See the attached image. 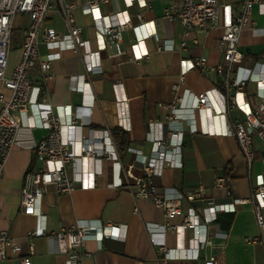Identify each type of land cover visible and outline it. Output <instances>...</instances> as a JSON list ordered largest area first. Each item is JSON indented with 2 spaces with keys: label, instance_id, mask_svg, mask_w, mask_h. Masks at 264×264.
I'll return each instance as SVG.
<instances>
[{
  "label": "crops",
  "instance_id": "crops-1",
  "mask_svg": "<svg viewBox=\"0 0 264 264\" xmlns=\"http://www.w3.org/2000/svg\"><path fill=\"white\" fill-rule=\"evenodd\" d=\"M145 1L143 6L136 0H104L98 3L101 14L110 21L128 20L131 25L122 31L121 53H116L106 44L101 33L103 20L94 21L84 0H77L72 15L82 28V38L89 41L90 50L98 53L100 66L89 71L81 55L65 50L52 62L47 76H41L37 64L29 71L33 82L46 87L54 111L66 105L72 110L80 107L77 122L89 120L88 126H71L68 129L71 145L78 137H87L89 129L111 131L121 128L128 133L126 150L120 152L117 149L122 184H113L117 177L110 160L102 157L95 165L92 161L78 162L75 172L94 167L99 169L93 178L94 185L76 187L70 193H58L48 185L37 205L43 235H29L37 225V218L21 211L20 189L25 172L40 166L32 145L43 139L47 130L30 126L33 120L22 116L17 142L11 147L0 173V229L7 231L18 250L14 251L11 243H7L6 257L0 264H20L22 257H29L31 264H65V256L57 252L53 233L78 221L90 227L110 221L120 227L121 234L119 237L106 236L100 241L90 235L85 242L90 256L83 260V264H163V254L153 244L151 236L156 241H163L167 248L193 247L189 229L162 231L159 226L168 221L163 211L155 208L149 199L133 197L127 186L134 185L136 178L141 176V159H157L158 153L146 136L158 135L178 125V122L164 124L170 113L166 106L174 102L175 95H181L185 89L195 94L208 92L211 106L220 110L223 78L214 72L205 74L199 68L188 69L181 75V61L205 57L208 64H217L221 55L215 49V42L222 30L208 34L192 30L184 35L181 24L164 15L165 9L179 7L180 0ZM252 19L262 32L255 34L245 28L240 33L237 47L243 54L241 65L245 68H251L256 62L264 64V14L255 8ZM142 21L151 23L156 38H144L133 46L134 27ZM46 24L59 34L66 32L56 9L48 13ZM182 41L186 43L185 48H181ZM163 46L167 48L163 49ZM39 52L41 55L47 53L44 44L39 45ZM140 53L143 56L136 58ZM78 77H84L88 82L87 90H76ZM174 85H177L176 91H173ZM244 90L250 105L254 106L257 102L254 83L248 82ZM29 111L33 112L34 108L30 107ZM184 115L188 117L185 112ZM226 116L229 120L241 116V112L232 108ZM63 120L67 121V118ZM160 122L163 126L158 124ZM180 124L184 131L180 146L181 165H163L161 173L151 177L150 186L169 195L201 187L203 195L195 201L182 198V215L169 222L180 224L182 217L190 211L205 221L208 205H224L233 199L249 200L255 179L259 175L264 177L261 156L264 141L253 138V158L248 165L235 137L198 131L191 133L184 120ZM68 170L73 176V169L69 167ZM219 176L226 179L224 187L215 186V179ZM90 178L85 174L84 181L87 183ZM148 223L153 235L146 229ZM259 234L251 203L236 204L231 210L216 212V219L208 224L209 242L199 247L196 259H176L165 264H204L212 257H218L221 264H264V246L244 241L245 237Z\"/></svg>",
  "mask_w": 264,
  "mask_h": 264
},
{
  "label": "built area",
  "instance_id": "built-area-1",
  "mask_svg": "<svg viewBox=\"0 0 264 264\" xmlns=\"http://www.w3.org/2000/svg\"><path fill=\"white\" fill-rule=\"evenodd\" d=\"M100 1L104 0H84L92 19L94 21L103 20L101 33L106 44L116 53H121L122 31L131 25L128 20L112 22L103 16L98 7ZM136 1L141 6L146 5L145 0ZM126 2H131V0H126ZM76 5L77 0H0V103L2 105L0 108V173L11 147L17 142L22 116L33 120L30 126H39L47 130L46 136L32 145L35 158L40 166L30 168L25 172L20 189L21 211L37 218L36 227L29 232L31 236L43 235L40 225L41 215L37 212V205L48 185H52L58 193H70L76 187L86 188L94 185L93 178L99 169L94 167L75 172L78 162L92 161L95 165L104 157L112 162V169L117 177L113 184L117 186L122 184L119 178L121 170L119 154L111 132L108 129L98 131L89 129L87 137H78L71 145L67 136L68 129L71 126L77 128L88 126L89 120L80 119L77 122L79 118L77 111L80 107L72 110L66 105L59 107V111H54L49 102L46 87L33 82L30 76L29 71L35 64L41 76H47L52 62L60 56L61 51L65 50L81 55L89 71L100 66L98 53L90 50L89 41L81 36L82 28L75 23L72 10ZM255 8L260 14H264V0L234 2L180 0L179 7L167 8L164 11L166 17L176 19L181 24L184 35L192 30L204 34L217 29L222 30L215 42V49L221 55L220 61L215 65H210L205 57L195 60L183 59L181 75L192 68H199L205 74L214 72L223 78L224 93L220 110L211 106L208 92L195 94L185 89L181 95H175L174 102L166 106L170 113L166 116L164 124L178 122V125L167 128L158 135L148 134L146 136L152 141L153 149L158 153L157 159H141V176L136 178L134 185L127 186L133 197L149 199L155 208L163 211L168 221L159 226L162 231L167 229H189L191 231L192 248H167L163 241H156L151 236V241L163 254V264L176 259H196L199 247L209 242L208 224L216 219V212L231 210L236 204L247 201L252 205L260 234L245 237L244 241L261 243L264 246V235L262 234L264 232V177L262 175L255 179L249 200L233 199L224 205H208L206 207L208 217L205 221L198 214L190 211L182 217L180 224H172L169 220L182 215L181 199L185 198L188 201L201 199L203 189L199 187L185 193L169 195L160 193L150 186L151 177L159 175L163 165L169 167L181 165L180 146L183 143L184 131L180 123L183 120L187 123L188 131L191 133L198 131L203 134L235 137L240 151L250 165L253 158V138L257 137L264 141V64L256 62L251 68L243 67L241 65L243 54L237 46L240 33L245 28L251 29L255 34L262 32V29L257 28L256 22L252 19V11ZM54 9L57 10L64 23L65 33L59 34L53 27L46 24L48 13ZM17 14L26 15L29 22L21 30L19 59L7 75V55L13 33L12 24ZM150 24V22L142 21L138 27H134L133 46L138 45L144 38H156V31ZM40 44L46 46L45 55L39 52ZM180 45L181 48H185L186 43L182 41ZM141 56L143 54H137L136 58ZM248 82H253L255 85L257 102L254 106L250 105L244 90ZM87 87L88 82L84 77H80L76 90L85 91ZM176 89L177 85H174L173 91ZM30 107L34 108L33 112L29 111ZM232 108L239 110L241 116L227 120L226 115ZM184 112L188 117L185 118ZM63 118H67V121ZM261 156L264 164V145ZM69 167L74 171L73 176L69 174ZM85 174L91 177L87 183L84 181ZM225 180L222 176L217 177L215 186L224 187ZM134 210L137 211V208ZM146 229L151 232V224L148 223ZM153 234L151 232V235ZM216 234L220 235V232ZM90 235L99 241L106 236L119 237L121 236L120 227L110 221L98 227H90L83 221H78L71 227H62L54 232L57 252L65 256V264H83V260L90 256L85 245ZM9 242L14 251L18 250L7 231L0 229V263L6 257L5 247ZM31 250L32 244H30ZM20 264H31L29 257L20 258ZM204 264H221V260L218 257H212L205 260Z\"/></svg>",
  "mask_w": 264,
  "mask_h": 264
},
{
  "label": "rangeland",
  "instance_id": "rangeland-1",
  "mask_svg": "<svg viewBox=\"0 0 264 264\" xmlns=\"http://www.w3.org/2000/svg\"><path fill=\"white\" fill-rule=\"evenodd\" d=\"M28 17L26 15H20L17 14L14 17V21L12 24V36H11V42H10V46L8 49V55H7V69H6V73L7 75L10 74L13 66L17 63L18 61V57L20 54V50H19V38H20V34H21V30L28 25Z\"/></svg>",
  "mask_w": 264,
  "mask_h": 264
},
{
  "label": "trees",
  "instance_id": "trees-1",
  "mask_svg": "<svg viewBox=\"0 0 264 264\" xmlns=\"http://www.w3.org/2000/svg\"><path fill=\"white\" fill-rule=\"evenodd\" d=\"M258 57V55H256ZM113 137L115 144L117 145V149L120 152H124L129 145V137L128 133L121 128H115L110 131Z\"/></svg>",
  "mask_w": 264,
  "mask_h": 264
},
{
  "label": "bare ground",
  "instance_id": "bare-ground-1",
  "mask_svg": "<svg viewBox=\"0 0 264 264\" xmlns=\"http://www.w3.org/2000/svg\"><path fill=\"white\" fill-rule=\"evenodd\" d=\"M253 81H256V80H253Z\"/></svg>",
  "mask_w": 264,
  "mask_h": 264
}]
</instances>
